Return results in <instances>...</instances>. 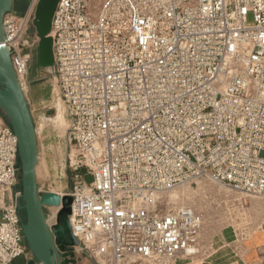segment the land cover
Masks as SVG:
<instances>
[{"label":"built area","instance_id":"built-area-1","mask_svg":"<svg viewBox=\"0 0 264 264\" xmlns=\"http://www.w3.org/2000/svg\"><path fill=\"white\" fill-rule=\"evenodd\" d=\"M92 1L58 0L49 33L73 147L62 194L74 250L95 264H169L198 251L202 216L164 208L166 193L206 178L264 196V0ZM36 3L3 17L21 87ZM18 182L17 138L0 112V264L31 256ZM48 208L53 224L59 207Z\"/></svg>","mask_w":264,"mask_h":264},{"label":"rangeland","instance_id":"rangeland-1","mask_svg":"<svg viewBox=\"0 0 264 264\" xmlns=\"http://www.w3.org/2000/svg\"><path fill=\"white\" fill-rule=\"evenodd\" d=\"M103 1L96 0L92 1L91 4H98L100 6ZM252 20L253 15L249 12L247 14V23H252ZM26 36L30 40L29 52L32 58L28 67L26 82L25 84L23 83V91L25 92L29 86L33 95L38 96L39 100V103L34 108L35 114L33 119L40 148L39 160L36 165L38 189L40 192L68 193L71 191L73 185L71 171L67 166L69 156L73 153V147L68 140L69 117L59 99L56 81L53 76V67L50 66L41 68L39 71L36 70L35 53L38 38L32 23ZM59 109L63 112L66 120L64 130L54 126L49 119L55 116ZM85 179L86 181L90 180L89 177H85ZM183 187L184 189H182ZM201 187L204 188L202 189ZM226 188L223 185L220 186V184L212 183L206 178H201L182 184L175 189L177 195L182 199V205L192 208L202 216L199 253H204L211 245V241L230 236L243 237L264 222V196H242ZM171 192L166 193L164 196L162 203L164 208L181 205L178 200H169L168 196ZM191 192L193 193L191 194ZM52 213L53 209L44 208L46 219H50ZM74 254L77 259L76 264H95L91 255L86 251L76 248ZM24 260L23 257H19L10 264H23ZM135 264L146 263L144 261H137Z\"/></svg>","mask_w":264,"mask_h":264},{"label":"water","instance_id":"water-1","mask_svg":"<svg viewBox=\"0 0 264 264\" xmlns=\"http://www.w3.org/2000/svg\"><path fill=\"white\" fill-rule=\"evenodd\" d=\"M58 0H37L32 26L38 38L36 70L53 65L51 20ZM14 0H0V112L17 138L19 182L21 195L17 200L23 211L22 235L32 258L25 264H76L74 247L78 241L70 229L69 215L72 197L56 192H40L36 165L38 147L36 130L30 109L14 72L10 53L4 44L3 17L13 10ZM53 224L46 222L44 208L58 207Z\"/></svg>","mask_w":264,"mask_h":264},{"label":"crops","instance_id":"crops-1","mask_svg":"<svg viewBox=\"0 0 264 264\" xmlns=\"http://www.w3.org/2000/svg\"><path fill=\"white\" fill-rule=\"evenodd\" d=\"M25 96L30 114L32 119H34V108L39 103L38 96L33 95L29 86L25 90ZM36 139L39 160L40 148L37 135ZM37 174L36 169L38 185ZM262 234L264 235V222L243 237L230 236L222 239L218 238L214 240L215 242L211 241V245L204 253H199L198 249L193 255L174 257L169 264H264V236ZM25 262L24 260L23 264Z\"/></svg>","mask_w":264,"mask_h":264},{"label":"bare ground","instance_id":"bare-ground-1","mask_svg":"<svg viewBox=\"0 0 264 264\" xmlns=\"http://www.w3.org/2000/svg\"><path fill=\"white\" fill-rule=\"evenodd\" d=\"M22 89H24V84H23V87H22ZM55 96V95H54ZM57 100V99H56ZM59 101V100H58ZM61 101V100H60ZM58 103H60V102H58ZM51 121H52V123L54 124V126H56V127H58L59 129H61V130H64V128H65V122H66V120H65V118H64V116H63V112L59 109L58 110V112H57V114L55 115V116H53L52 118H49ZM56 152V151H55ZM57 154V153H56ZM56 156V155H55ZM52 157V156H51ZM60 157H62V156H60ZM54 158V157H53ZM58 159V158H57ZM51 160V159H50ZM205 181V180H204ZM213 183V182H212ZM202 184V183H201ZM217 184V183H216ZM207 186V185H206ZM209 186V185H208ZM221 186V185H220ZM211 187V186H210ZM202 188V187H201ZM200 188V189H201ZM204 188V187H203ZM202 188V189H203ZM213 188V187H212ZM176 189V188H175ZM175 189H173V190H171V191H169V192H171L170 194H169V196H168V198H169V200H171V201H180V203H181V205L180 206H183L182 205V199L177 195V193H176V191H175ZM182 189H184V187L182 188ZM227 189V188H226ZM188 190V189H187ZM198 191V190H197ZM222 191V190H221ZM168 192V193H169ZM189 192V191H188ZM193 192H191V194H192ZM60 194V193H59ZM226 194H228V193H226ZM61 195H64V194H61ZM194 195V194H193ZM204 195V194H203ZM188 196V195H187ZM190 196V195H189ZM183 198V197H182ZM185 198V197H184ZM196 200V199H195ZM202 200V199H201ZM257 200V199H256ZM188 201V200H187ZM197 201V200H196ZM204 202H205V200H204ZM173 203V202H172ZM171 203V204H172ZM191 204V203H190ZM190 206V205H189ZM201 206V205H200ZM241 206V205H240ZM59 207V206H58ZM58 207H55V209H57ZM70 214H71V212H70ZM264 215V214H263ZM69 218V217H68ZM206 219V218H205ZM237 220H238V218H236ZM46 220V222L48 223V224H52L51 222H53L54 221V219H53V217H51L50 219H45ZM69 222H70V220H69ZM207 226V225H206ZM243 226V225H242ZM229 228V227H228ZM247 230V229H246ZM260 230V229H259ZM230 231V230H229ZM255 232V231H254ZM203 233V232H202ZM253 233V232H252ZM262 233V232H261ZM232 234V233H231ZM263 235V234H262ZM248 236V235H247ZM264 236V235H263ZM76 238V237H75ZM249 238V237H248ZM77 239V238H76ZM220 239V238H219ZM229 239H231V238H229ZM233 240V239H232ZM78 241V240H77ZM215 242V241H214ZM242 242V241H241ZM79 244V243H78ZM243 246V245H242ZM75 248V247H74ZM30 252V251H29ZM214 253V252H213ZM172 260V259H171ZM170 260V261H171ZM170 263V262H169Z\"/></svg>","mask_w":264,"mask_h":264},{"label":"trees","instance_id":"trees-1","mask_svg":"<svg viewBox=\"0 0 264 264\" xmlns=\"http://www.w3.org/2000/svg\"><path fill=\"white\" fill-rule=\"evenodd\" d=\"M27 2L28 0H23V1L14 0L13 11L17 14L23 13L26 8Z\"/></svg>","mask_w":264,"mask_h":264},{"label":"flooded vegetation","instance_id":"flooded-vegetation-1","mask_svg":"<svg viewBox=\"0 0 264 264\" xmlns=\"http://www.w3.org/2000/svg\"><path fill=\"white\" fill-rule=\"evenodd\" d=\"M17 1H23V0H17ZM21 216H22V218L24 219L23 211H21ZM31 256H32V255H31ZM31 256H30V259L32 258ZM23 259H24V257H23Z\"/></svg>","mask_w":264,"mask_h":264}]
</instances>
